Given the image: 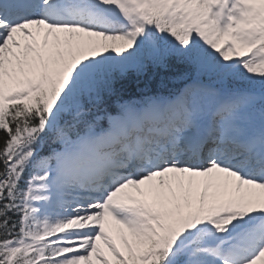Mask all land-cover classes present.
<instances>
[{"label":"snow or ice","instance_id":"snow-or-ice-1","mask_svg":"<svg viewBox=\"0 0 264 264\" xmlns=\"http://www.w3.org/2000/svg\"><path fill=\"white\" fill-rule=\"evenodd\" d=\"M0 134V264H264V0H0Z\"/></svg>","mask_w":264,"mask_h":264},{"label":"trees","instance_id":"trees-1","mask_svg":"<svg viewBox=\"0 0 264 264\" xmlns=\"http://www.w3.org/2000/svg\"><path fill=\"white\" fill-rule=\"evenodd\" d=\"M161 76H164L166 80L169 79L168 83L170 84L176 83L178 80L185 81L192 78L197 79V74L193 69L185 65L173 63L168 70H157L152 68L139 76L132 73L126 79L118 80L116 87L125 99L133 98L132 96L135 90L143 88L145 83H151V86H154V83H159ZM136 81H138V83H136ZM159 85L162 87L161 84Z\"/></svg>","mask_w":264,"mask_h":264}]
</instances>
